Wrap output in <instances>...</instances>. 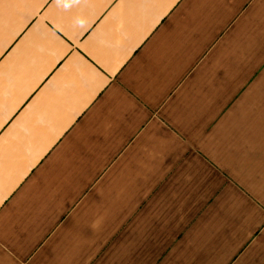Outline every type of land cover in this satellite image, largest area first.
<instances>
[{
	"label": "crops",
	"instance_id": "1",
	"mask_svg": "<svg viewBox=\"0 0 264 264\" xmlns=\"http://www.w3.org/2000/svg\"><path fill=\"white\" fill-rule=\"evenodd\" d=\"M0 264H264V0H0Z\"/></svg>",
	"mask_w": 264,
	"mask_h": 264
}]
</instances>
